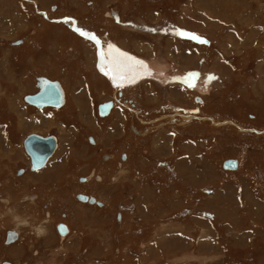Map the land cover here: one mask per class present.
I'll return each mask as SVG.
<instances>
[{"label": "rangeland", "instance_id": "1", "mask_svg": "<svg viewBox=\"0 0 264 264\" xmlns=\"http://www.w3.org/2000/svg\"><path fill=\"white\" fill-rule=\"evenodd\" d=\"M93 36L135 102L101 121L97 104L118 95ZM40 76L66 87L63 113L25 102ZM34 133L60 143L37 173ZM8 229L16 264H264V0H0V239Z\"/></svg>", "mask_w": 264, "mask_h": 264}, {"label": "water", "instance_id": "2", "mask_svg": "<svg viewBox=\"0 0 264 264\" xmlns=\"http://www.w3.org/2000/svg\"><path fill=\"white\" fill-rule=\"evenodd\" d=\"M38 87L40 89L39 93L33 96H28L26 98V101L28 103L37 106L38 108H44L48 106L59 108L61 105H63L64 94L60 89L58 83L51 82L43 78L39 79ZM110 109L111 105L108 107L103 106L101 108V115L106 116L109 113ZM24 146L31 158L34 170L41 169L56 149V143L54 141H51L50 139H43L35 134H32L26 138ZM228 164L231 163L229 162ZM230 168H236V166H230ZM82 181H85V179ZM78 198L84 202L89 201L92 204L96 203L95 199H89L88 197L79 196ZM62 229L64 228L60 229V233L62 235H65L67 233V230ZM15 238L16 235L14 233H12V236L9 235L10 240L8 241V243H12Z\"/></svg>", "mask_w": 264, "mask_h": 264}, {"label": "flooded vegetation", "instance_id": "3", "mask_svg": "<svg viewBox=\"0 0 264 264\" xmlns=\"http://www.w3.org/2000/svg\"><path fill=\"white\" fill-rule=\"evenodd\" d=\"M50 20H51V17H50ZM95 67V69H96V66H94ZM97 71V70H96ZM111 72H112V70H111ZM97 73H98V71H97ZM98 75L99 76H102L101 74H99L98 73ZM40 77H47V76H40ZM40 77H37V79L38 78H40ZM104 77V76H103ZM48 78V77H47ZM102 78V77H101ZM50 79V78H49ZM103 79H105V78H103ZM51 80H53V79H51ZM59 82H60V84H61V86L63 87L64 85H63V83H62V81H60V80H58ZM37 83V82H36ZM63 90H65L64 89V87H63ZM120 91H121V93H122V96H124V95H128V94H125L124 93V91H123V88H121V89H116V95H118L119 93H120ZM39 92V89L37 90V92L36 93H38ZM64 92H66L65 94H67V91L65 90ZM35 94V93H34ZM129 96V95H128ZM117 97V96H116ZM131 98V97H130ZM132 99V98H131ZM129 101V100H128ZM66 102H67V100H66ZM130 102V101H129ZM134 101L132 100V103H133ZM102 103V102H101ZM135 103V102H134ZM100 104V103H99ZM99 104H97V108H96V111H98V106H99ZM131 107H133V106H131ZM64 109V108H63ZM63 109H50V110H56V111H63ZM115 110V108L113 109V111ZM126 110H128V111H130L131 113H133V114H137V117L139 118L140 117V113H141V111H139L138 112V110L137 109H130V107L129 106H126ZM113 111H111V112H113ZM111 114V113H110ZM99 119H100V121H101V119H107V118H109L108 116L107 117H105V118H102V117H98ZM34 134H36V133H34ZM142 136V134H140V137ZM60 143H58V147H60V145H59ZM23 148H24V146H23ZM59 150V149H58ZM24 151H25V149H24ZM25 154H26V151H25ZM109 157H111V156H107V157H103V160L105 161V160H107ZM112 158V157H111ZM52 159V158H51ZM51 159L46 163L47 165H46V167L49 165V163H50V161H51ZM227 160H229V159H227ZM226 161V160H225ZM225 161H223V163L225 162ZM30 167H31V163H30V160H29V169H30ZM45 167V168H46ZM239 167V166H238ZM45 168H42V169H40V170H38V171H41V170H43V169H45ZM176 170V169H175ZM176 173V171L174 172V174ZM27 176V172L25 173V170H24V175L22 176L23 178H25ZM29 177H31V176H29ZM33 177V176H32ZM31 177V178H32ZM81 178H86L87 179V182H85L84 184V186H87L91 181H92V179H94V180H96L97 182H99V183H101L102 181H103V178L102 177H100V176H95V177H93V176H91V177H88V176H84V177H81ZM81 178H79V180L81 179ZM172 178V177H171ZM83 183V182H82ZM95 183V182H94ZM90 185V184H89ZM85 194V193H84ZM86 195H88V194H86ZM90 197H91V195H89ZM97 198V197H96ZM7 200H11V199H8V197H6V199L4 200V202H6L7 203ZM27 200V199H26ZM97 201H99V202H101V204H103V206H98V204H92V203H90V202H88V203H86V202H84V201H81L82 203H83V205L85 206V207H91V208H96V209H98V208H104V206H105V204L107 203V202H105V201H102V200H99L98 198L96 199ZM65 207H67L68 208V206H65ZM79 208H81V207H79ZM78 208V209H79ZM69 216L70 215H75L76 217H78V214H77V212H76V214H75V212L71 209H69L68 208V210H67V212H66ZM66 214V215H67ZM118 214V213H117ZM117 214H116V216H117ZM52 214H51V211L47 214V217L49 218V219H51L52 218V216H51ZM64 216V215H63ZM121 216H122V218H121V220H122V222L121 223H124V220H123V214H121ZM66 217V216H65ZM59 224H64L65 226H62V228H64L65 230H67V228H68V230H67V233L65 234V235H62L61 233H60V230L58 229V226H59ZM133 225V224H132ZM64 229H62V230H64ZM54 231H55V234H56V236H58V237H63V239H66L71 233H72V231H71V228H70V226L66 223V222H61V223H57L56 224V226L54 227ZM15 232H17V231H15V230H11V229H8V230H6V233H5V235H4V238L3 239H0V264H16L15 262H16V260H14L13 258H12V256L11 255H7V254H2V251L1 250H3V249H6L7 251H10V249L12 250L13 248H14V246L15 245H18V243H19V240H20V234L18 233V236L15 238V240L12 242V243H8V241L10 240L9 239V235H11L12 236V233H15ZM38 232H40V229L38 230ZM44 233L45 234H47V232H45L44 231ZM48 235V234H47ZM52 238V236L50 237V239ZM17 247V246H16Z\"/></svg>", "mask_w": 264, "mask_h": 264}, {"label": "crops", "instance_id": "4", "mask_svg": "<svg viewBox=\"0 0 264 264\" xmlns=\"http://www.w3.org/2000/svg\"><path fill=\"white\" fill-rule=\"evenodd\" d=\"M65 31H66V30H65ZM68 35H69L73 40H74V39L76 40V39L78 38V37L76 36L77 34L73 35V34L70 33L69 31H68ZM22 39H23V38H21V43H20L21 46H22L23 44L25 45V40H22ZM80 40L83 41L82 38H80ZM16 46H17V45H16ZM17 47H18V46H17ZM87 49H88V48L86 47V50H87ZM90 50H91V49H89V51H90ZM87 51H88V50H87ZM63 87H64V89L66 90V87H65V86H63ZM63 87H62V88H63ZM38 89H39V88H38ZM65 90H64V91H65ZM66 91H67V90H66ZM65 93H66V92H65ZM24 99H25V98H24ZM67 104H68V102H66V104H65L62 108H60V110L64 108L63 111H60V110L58 111L60 114L63 113L64 110H66ZM28 106H30V107H31L32 109H34V110H38V109H37L35 106H33V105L28 104ZM50 109H56V108H50V107H46V108H44V109H43V108H42V109L39 108V111H47V110H50ZM53 111H56V110H53ZM56 112H57V111H56ZM56 118H57V117H56ZM211 172H212V173H211ZM211 172H210V174H211V179H210V181L213 182L214 179H215V177L217 178V174H216L213 170H212ZM203 173H204V174H203L204 176H207V177H208V175H209L208 171H203ZM54 176H56V174H55ZM28 178L31 179V177H28ZM8 199H11V198H10V195L8 196Z\"/></svg>", "mask_w": 264, "mask_h": 264}, {"label": "bare ground", "instance_id": "5", "mask_svg": "<svg viewBox=\"0 0 264 264\" xmlns=\"http://www.w3.org/2000/svg\"><path fill=\"white\" fill-rule=\"evenodd\" d=\"M114 14H115V13H113V16H114ZM115 17H116V16H114V19H115ZM150 68H151V67H150ZM158 68H159L158 71L160 72V75H164L165 73H164V70H162L161 66L158 67ZM164 68H165V67H164ZM161 71H162L163 73H162ZM159 72H158V73H159ZM149 74L152 75V72L149 71ZM166 75H167V74H166ZM164 76H165V75H164ZM165 77L167 78V76H165ZM191 83H192V82H191ZM194 84H195V83H194ZM194 84H193V85H194ZM195 85H196V84H195ZM61 87H62V86H61ZM193 88H194V87H193ZM62 89H63V88H62ZM63 92H64V90H63ZM64 95H65V104H66V94H65V92H64ZM30 105H32V104H30ZM50 108H52V107H50ZM41 109H42V108H41ZM56 109H57V108H56ZM101 117H102V116H101ZM102 118H103V117H102ZM25 140H26V139H25ZM24 142H25V141H24ZM57 145H58V144H57ZM223 164H224V163H223ZM238 165H239V161H238ZM230 170H231V171H235V170H232V169H230Z\"/></svg>", "mask_w": 264, "mask_h": 264}, {"label": "snow or ice", "instance_id": "6", "mask_svg": "<svg viewBox=\"0 0 264 264\" xmlns=\"http://www.w3.org/2000/svg\"><path fill=\"white\" fill-rule=\"evenodd\" d=\"M81 35H84V33L82 32ZM92 39H95V37H92ZM141 67H143V65H141ZM191 75H195V74H191Z\"/></svg>", "mask_w": 264, "mask_h": 264}]
</instances>
